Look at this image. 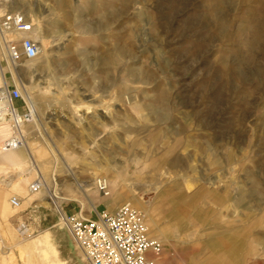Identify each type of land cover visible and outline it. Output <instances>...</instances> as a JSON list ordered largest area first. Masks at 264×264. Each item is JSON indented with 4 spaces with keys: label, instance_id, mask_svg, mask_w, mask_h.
<instances>
[{
    "label": "rangeland",
    "instance_id": "1",
    "mask_svg": "<svg viewBox=\"0 0 264 264\" xmlns=\"http://www.w3.org/2000/svg\"><path fill=\"white\" fill-rule=\"evenodd\" d=\"M16 1L18 8L8 7L34 16L50 49L16 67L0 57V92L5 84L7 90L17 87L20 110L26 112L31 100L38 109L24 148L14 151L16 163L0 170V178L17 182L0 187V264H51L33 247L45 232L57 261L87 264L58 226V209L44 205L53 191L63 199V213H111L124 205L144 212L157 224L149 223L151 236L163 245L156 264H204L211 253L191 256L221 227L232 229L230 236L241 243L251 214L262 217L264 210L252 199L264 191V1L128 0L129 6L69 0L71 21L56 0ZM252 18L262 33L250 49ZM67 40L75 59L62 71L51 66L53 78L43 83L38 70ZM116 50L122 54L115 66L104 70L103 61ZM86 58L94 70H87L85 82L73 83ZM143 73L151 81L135 82ZM132 89L139 92L129 99ZM41 92L47 95L42 101ZM101 178L109 182V197L97 188ZM227 186L230 195L221 194ZM169 187L178 196L166 197ZM201 190L206 196L193 197ZM13 197L19 208L11 205ZM257 232L264 236V226ZM259 249L264 262V240ZM228 260L218 257L214 264L235 263ZM243 264H251L246 250Z\"/></svg>",
    "mask_w": 264,
    "mask_h": 264
},
{
    "label": "built area",
    "instance_id": "2",
    "mask_svg": "<svg viewBox=\"0 0 264 264\" xmlns=\"http://www.w3.org/2000/svg\"><path fill=\"white\" fill-rule=\"evenodd\" d=\"M14 0H0V57L7 65L16 67L22 61L36 60L41 55L40 43L35 39L36 24L26 14L11 10ZM9 6V7H8ZM6 93V94H5ZM23 100L17 87L0 92V151H18L25 146L26 128L35 120V113L20 110ZM35 183L31 190L40 189ZM97 188L105 197L110 196L109 182L97 180ZM14 208L21 201L13 197ZM58 226L65 229L75 248L87 264H156L163 253V245L150 235L144 212L124 205L114 212L97 213L96 219L69 215L58 211Z\"/></svg>",
    "mask_w": 264,
    "mask_h": 264
},
{
    "label": "bare ground",
    "instance_id": "3",
    "mask_svg": "<svg viewBox=\"0 0 264 264\" xmlns=\"http://www.w3.org/2000/svg\"><path fill=\"white\" fill-rule=\"evenodd\" d=\"M119 1L124 2V3H128L129 6L131 5V2H129L128 0H119ZM259 1L262 3L264 0H259ZM56 2L58 3V6L63 13L64 19L71 21V19L68 16V8H69L68 3H70L69 0H56ZM12 3H13L12 6L15 8H18L20 6V3H18V1H16V0H14ZM16 6H18V7H16ZM23 6L26 8V10H27L26 12H28V13L32 12L30 5L23 3ZM39 10H41V7ZM31 19L34 22L37 21V20L35 21L34 16H31ZM109 23H110V20H107L106 24H109ZM37 25H38V27H37V30L35 33V39L40 43V48H41L40 57H41L44 54H46V52L50 49V47H49L50 42L46 41L44 35L42 34V30L40 29V22ZM261 33H262V28L254 20L252 41L247 43L246 46H248L250 49L253 48V46H254L253 41L254 40L255 41L260 40L261 39ZM69 43H70V41L67 40L63 43L58 44L53 50H51L52 55L54 54L57 58L56 62H58V60H62V63H59V65L54 64L56 58L49 59L48 61H46L45 65H43L42 69L38 70L39 73L37 75L39 80H41L43 83L45 81H48L49 79L53 78L52 77L53 71H52L51 66L55 65L56 68H60L58 71H62V70H65L66 68H68L71 61L75 59L74 52H73L72 48H70ZM118 54L121 55L122 52L120 50L117 52V50H116L115 55L113 53L109 57L105 58V61H103V64L105 66L104 70L109 69L110 66L111 67L115 66ZM94 60L96 62V65L99 66V63L101 62V56L99 55V53H97V56L95 57ZM92 62H93V59H90V58H86L83 61L82 65H81V66H83V68L79 69L74 74L75 79L72 80L73 83L78 82V84H80L81 82H85V80L87 79V70L88 71L94 70V69L90 68V65L92 64ZM67 72L70 73V72H72V70L67 71ZM129 74H130L129 77H131V76L133 77V74L131 72H129ZM80 79L82 81H80ZM149 81H151L150 77L148 75L145 76V73H143V75H139V77L136 79L135 82L143 83V82H149ZM1 83H2V85L5 84L3 76L1 78ZM6 87H7V84H5L4 92L7 91ZM138 92H139L138 90L132 89L129 92V94L127 95V97L129 99L130 98L131 99L137 98ZM37 97L42 101V100L46 99L47 95L45 92H41ZM166 100H167V95L166 94L162 95L160 98V102H161L163 108L166 107L165 106ZM28 104H29L28 106L30 107V109H32L35 113L34 122H37V117H38L37 105H36L35 101H33V100L29 101ZM157 117L161 120H163L162 118H164L163 115H159V114H157ZM26 148H27V146H26ZM15 163H16V158H15V152L14 151L8 152V153H4L3 151L2 152L0 151V170L2 168H8L10 166V164H15ZM216 163H217V160H216ZM108 177L112 178V176L110 174H108ZM16 183L17 182L14 179H10V181L7 182L5 179L0 178V187L5 185L6 189H11L12 187H14L16 185ZM208 184H210V183H208ZM214 184H217V183L215 182ZM172 187L167 188V191L165 192V196L168 198L178 196V195H175L173 193L174 189ZM239 187H243V186H239ZM80 188H83V187H80ZM221 194L230 195L229 186L222 188ZM221 194H217L216 196L221 197ZM251 194L254 195L256 193L252 192ZM244 195H245L244 189L243 188L239 189L238 196L240 199V204L243 203ZM50 196H51L50 197L51 201H48L47 203L44 204L46 206V208L56 207L58 209V211H61V209H59V202L62 201L63 199L61 198L60 193L53 191L50 194ZM204 196H206V193L203 190H201V191H199L193 195V197H195L197 199L203 198ZM258 196L260 199L256 198V197H252V199H253V201L255 200L257 202L255 204L259 208H260L259 205H261V206H263L262 209H264V201L262 203H260L261 200H264V191L260 189ZM117 202H118V200H117ZM117 202L115 201L114 203H111L110 208L114 209L116 207V205L118 204ZM175 203L179 207H182L181 205H183V202L181 199H179ZM171 204L174 207L172 201H171ZM190 206L191 207L195 206V202L190 204ZM260 213L263 214L262 217H260V216L258 217L256 215L251 214L250 226H248L246 228L245 239L242 240L241 243L237 239H235L234 237L230 236L232 229H230L229 227H221L220 232H214V233L210 234L208 237H206L207 238L206 240L202 241V243H201L202 247L199 249L198 252L196 251V253H194L192 255V251H190L187 254V256L192 255L191 258L195 259L197 257V254L206 255L207 253H211L210 255L204 257V259H205L204 264H214L218 260V257L222 258L224 261H229L228 259L234 258L235 263H233V264H243L244 250H246L248 253V256L250 258L251 264H264V262H260L263 260V258H262L263 253H262V250L259 249V247L263 243L264 236H261L260 233L257 232V230L259 228L264 226V210H260ZM87 217L89 218V216H87ZM147 223H148V227H149V223L150 224L152 223V227H154V228H155V226L157 227L156 223H154L155 226H153V221H151V219L148 220V218H147ZM217 230H219V229H217ZM150 235H151V231H150ZM49 239H50V236H49L48 232H45L43 238L38 239V241L33 244L34 249L42 254V257L45 261H47V262L50 261L51 264H63V263L57 261V251L51 245ZM237 244L240 245L238 248H237ZM223 249H225V250H223ZM160 260L161 259L159 258L157 260V263H159ZM185 260H187V258Z\"/></svg>",
    "mask_w": 264,
    "mask_h": 264
},
{
    "label": "crops",
    "instance_id": "4",
    "mask_svg": "<svg viewBox=\"0 0 264 264\" xmlns=\"http://www.w3.org/2000/svg\"><path fill=\"white\" fill-rule=\"evenodd\" d=\"M67 213V212H66ZM79 212L78 211H76V212H72L71 211V213L69 214V213H67V214H69V215H77ZM81 213H83V211H81ZM84 214V213H83ZM85 216H89V218H91V219H96L97 218V213L95 214V213H92V214H89V215H85Z\"/></svg>",
    "mask_w": 264,
    "mask_h": 264
}]
</instances>
